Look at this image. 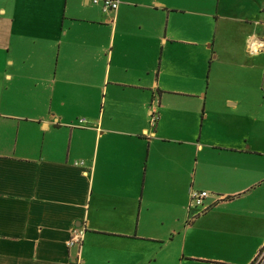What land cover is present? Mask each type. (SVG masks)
<instances>
[{
  "label": "crops",
  "instance_id": "1",
  "mask_svg": "<svg viewBox=\"0 0 264 264\" xmlns=\"http://www.w3.org/2000/svg\"><path fill=\"white\" fill-rule=\"evenodd\" d=\"M78 1L41 0L28 25L5 10L0 264H248L264 242V150L204 129L214 42L202 19L217 26L221 0L213 13L201 0L106 13ZM244 12L227 17L258 23ZM25 39L36 50L12 52ZM247 43L264 52V34ZM193 187L210 205L195 217Z\"/></svg>",
  "mask_w": 264,
  "mask_h": 264
},
{
  "label": "rangeland",
  "instance_id": "2",
  "mask_svg": "<svg viewBox=\"0 0 264 264\" xmlns=\"http://www.w3.org/2000/svg\"><path fill=\"white\" fill-rule=\"evenodd\" d=\"M40 1L0 0V82L2 70L5 69V10L7 16L14 14L15 18H18L20 15V20L28 25L36 19ZM46 2L51 3L50 0ZM201 4L203 10L209 8L210 13H213L216 0H201ZM74 5L78 6L79 1L75 0ZM244 8H249V11L255 13L254 18L251 15L249 17L258 20V23L227 17L244 18ZM49 9L51 8L48 7L47 10ZM53 13L45 12L48 18H51ZM218 15L217 26L214 23V15L212 19H202L203 33L206 31L211 37L210 43L214 42L212 64L203 67V82L207 83L208 79L210 81L206 106L208 119L204 129L221 142L226 141L227 136L234 139L238 134H243L249 143L259 145L264 150V52L253 53L247 43L251 32L264 34V0H221ZM185 16L188 18V15ZM32 45V39L13 41L12 52L16 54L35 51ZM28 94L30 88L20 89L17 90L15 98L22 102ZM204 98L203 96L202 99ZM230 102L236 105H231ZM202 113L204 114V111ZM203 116L205 117V114ZM193 189L201 190L197 187ZM188 203L189 199L187 205Z\"/></svg>",
  "mask_w": 264,
  "mask_h": 264
},
{
  "label": "built area",
  "instance_id": "3",
  "mask_svg": "<svg viewBox=\"0 0 264 264\" xmlns=\"http://www.w3.org/2000/svg\"><path fill=\"white\" fill-rule=\"evenodd\" d=\"M93 3H100L101 9L104 13L116 10L118 7L119 0H93ZM261 47V46H260ZM259 47V49H260ZM259 51V50H258ZM258 51L253 53H257ZM157 119V114L154 110L151 111V124L154 125ZM83 120H80V122ZM209 197V192L206 190H195L191 189L190 191V200L188 204V211L191 214V217H195L202 212L206 211L210 205L206 203L207 198ZM86 230L85 225L79 224L74 226L71 229L70 237L67 242L69 247L76 246L81 247L84 232ZM248 264H264V242L257 250L253 258Z\"/></svg>",
  "mask_w": 264,
  "mask_h": 264
},
{
  "label": "bare ground",
  "instance_id": "4",
  "mask_svg": "<svg viewBox=\"0 0 264 264\" xmlns=\"http://www.w3.org/2000/svg\"><path fill=\"white\" fill-rule=\"evenodd\" d=\"M256 48V46H254V49ZM257 49V48H256Z\"/></svg>",
  "mask_w": 264,
  "mask_h": 264
}]
</instances>
